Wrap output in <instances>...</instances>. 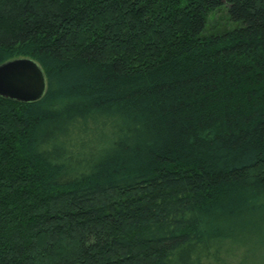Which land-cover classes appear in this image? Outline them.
Returning <instances> with one entry per match:
<instances>
[{
    "label": "trees",
    "instance_id": "obj_1",
    "mask_svg": "<svg viewBox=\"0 0 264 264\" xmlns=\"http://www.w3.org/2000/svg\"><path fill=\"white\" fill-rule=\"evenodd\" d=\"M17 56L45 89L0 96V264H229L264 212V0H0Z\"/></svg>",
    "mask_w": 264,
    "mask_h": 264
},
{
    "label": "rangeland",
    "instance_id": "obj_2",
    "mask_svg": "<svg viewBox=\"0 0 264 264\" xmlns=\"http://www.w3.org/2000/svg\"><path fill=\"white\" fill-rule=\"evenodd\" d=\"M230 25L222 9L208 15V29L225 28ZM252 209V208H251ZM250 210L248 214L254 216L243 223L233 224L237 234L241 235L239 246L225 245L218 252L229 264H264V212ZM247 214V213H246Z\"/></svg>",
    "mask_w": 264,
    "mask_h": 264
},
{
    "label": "water",
    "instance_id": "obj_3",
    "mask_svg": "<svg viewBox=\"0 0 264 264\" xmlns=\"http://www.w3.org/2000/svg\"><path fill=\"white\" fill-rule=\"evenodd\" d=\"M44 89L42 69L31 57L17 56L0 62V96L29 102L37 100Z\"/></svg>",
    "mask_w": 264,
    "mask_h": 264
}]
</instances>
